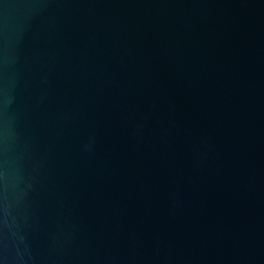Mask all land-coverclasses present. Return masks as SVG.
<instances>
[{
  "label": "water",
  "instance_id": "95a60500",
  "mask_svg": "<svg viewBox=\"0 0 264 264\" xmlns=\"http://www.w3.org/2000/svg\"><path fill=\"white\" fill-rule=\"evenodd\" d=\"M0 264H264V0H0Z\"/></svg>",
  "mask_w": 264,
  "mask_h": 264
}]
</instances>
